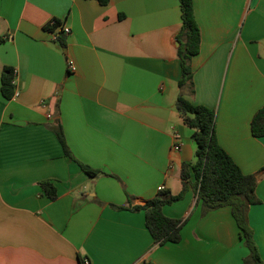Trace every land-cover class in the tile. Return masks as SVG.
<instances>
[{
    "label": "crops",
    "instance_id": "1",
    "mask_svg": "<svg viewBox=\"0 0 264 264\" xmlns=\"http://www.w3.org/2000/svg\"><path fill=\"white\" fill-rule=\"evenodd\" d=\"M194 4L202 43L186 96L216 111L218 140L243 172L263 173L248 215L264 260V137L251 129L264 107V0ZM56 20L71 33L50 30ZM181 26L179 0H0V264H246L231 207L203 213L193 187L164 206L187 219L178 243L155 245L145 211L131 209L162 186L180 193L196 161L177 109ZM58 122L74 157L101 174L65 155Z\"/></svg>",
    "mask_w": 264,
    "mask_h": 264
},
{
    "label": "trees",
    "instance_id": "2",
    "mask_svg": "<svg viewBox=\"0 0 264 264\" xmlns=\"http://www.w3.org/2000/svg\"><path fill=\"white\" fill-rule=\"evenodd\" d=\"M179 1L182 26L177 34V40L180 43L178 57L181 67L177 109L184 117L186 124L194 131L193 138L197 144L196 161L184 163L182 169L183 189L180 193L173 194L171 190L164 188L145 205L135 206L131 209L145 211L146 225L155 245H164L168 242L178 243L182 240V229L187 219L168 216L164 212V206L181 200L188 189L193 187L197 194V205L201 206L203 213L224 206L231 207L232 214L240 227L244 244L250 251L245 263L264 264L248 215L250 207L259 202L256 188L263 173L262 171L252 174L244 173L218 140L216 111L208 106L195 104L186 96V90L194 93L192 59L200 52L202 31L196 17L194 0ZM60 24L59 21H56L55 24L49 26V29L54 31ZM4 40L0 37V42ZM1 89L7 99H12L15 96L13 68L6 67L3 70ZM53 128L66 156L78 162L80 167L93 177L102 173L74 157L60 122ZM251 129L254 136L264 137V107L254 115ZM41 186L50 199L57 198V187L54 183L42 181Z\"/></svg>",
    "mask_w": 264,
    "mask_h": 264
},
{
    "label": "built area",
    "instance_id": "3",
    "mask_svg": "<svg viewBox=\"0 0 264 264\" xmlns=\"http://www.w3.org/2000/svg\"><path fill=\"white\" fill-rule=\"evenodd\" d=\"M56 21L52 22V24H55ZM58 27H61L62 28V32L65 33V34H70L71 33V28L69 26H67V25L60 24ZM67 65H68V69L71 72H76L78 70V66H77L76 62L73 59H71V58H68L67 59ZM14 73L16 74V71L15 70H14ZM176 148L179 149V146H176ZM162 189H164L163 186L160 187V190H162ZM83 264H91V260L88 259V258H85L83 260Z\"/></svg>",
    "mask_w": 264,
    "mask_h": 264
}]
</instances>
